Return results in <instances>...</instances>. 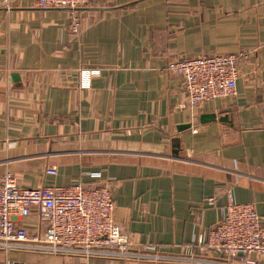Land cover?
I'll use <instances>...</instances> for the list:
<instances>
[{
  "label": "crops",
  "instance_id": "crops-1",
  "mask_svg": "<svg viewBox=\"0 0 264 264\" xmlns=\"http://www.w3.org/2000/svg\"><path fill=\"white\" fill-rule=\"evenodd\" d=\"M75 16L78 33L68 9L0 0V176L110 185L133 243L175 255L230 201L264 218V0H91ZM219 57L235 91L214 95L206 76L191 103L168 67ZM82 69L101 71L88 89ZM0 264L164 263L0 251Z\"/></svg>",
  "mask_w": 264,
  "mask_h": 264
},
{
  "label": "built area",
  "instance_id": "built-area-1",
  "mask_svg": "<svg viewBox=\"0 0 264 264\" xmlns=\"http://www.w3.org/2000/svg\"><path fill=\"white\" fill-rule=\"evenodd\" d=\"M90 1L37 0V7L70 10L72 31L78 33L75 11ZM12 2L2 0L7 9ZM190 60L172 64L168 71L183 77L191 103L200 100L201 81L206 76L214 95L224 88L235 91L233 67L220 64L226 62L223 58ZM100 73L99 69H82L81 87L90 88L92 79ZM46 173L56 176L58 169L51 167ZM214 201L208 203L213 205ZM114 213L110 185L88 187L78 182L30 188L6 173L0 176V251L164 264L264 263V218L252 203H227L218 223L179 255L161 252L152 245H136L116 222Z\"/></svg>",
  "mask_w": 264,
  "mask_h": 264
},
{
  "label": "water",
  "instance_id": "water-1",
  "mask_svg": "<svg viewBox=\"0 0 264 264\" xmlns=\"http://www.w3.org/2000/svg\"><path fill=\"white\" fill-rule=\"evenodd\" d=\"M216 115H202L201 116V121L203 122V123H206V122H208V121H216ZM220 121H225V122H230V120H229V117H221L220 119H219Z\"/></svg>",
  "mask_w": 264,
  "mask_h": 264
}]
</instances>
